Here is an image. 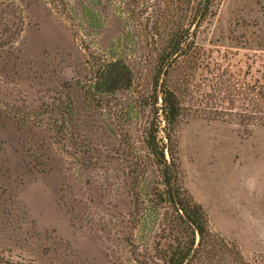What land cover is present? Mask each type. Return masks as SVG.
Returning <instances> with one entry per match:
<instances>
[{
	"label": "rangeland",
	"instance_id": "obj_1",
	"mask_svg": "<svg viewBox=\"0 0 264 264\" xmlns=\"http://www.w3.org/2000/svg\"><path fill=\"white\" fill-rule=\"evenodd\" d=\"M197 1L0 0V264H162L175 215L144 140L154 69L183 26L195 47L168 77L182 185L245 264H264V0H214L199 27ZM102 56L134 76L97 107L78 85ZM64 82L71 122L16 121L13 105Z\"/></svg>",
	"mask_w": 264,
	"mask_h": 264
},
{
	"label": "trees",
	"instance_id": "obj_2",
	"mask_svg": "<svg viewBox=\"0 0 264 264\" xmlns=\"http://www.w3.org/2000/svg\"><path fill=\"white\" fill-rule=\"evenodd\" d=\"M213 3L214 0H198L192 9L190 25L195 23L199 27L210 13ZM9 43V39L6 44L2 43L0 50L9 47ZM194 47V32L189 27L183 26L176 30L159 55L153 74L151 104L154 118L144 142L162 175L164 189L157 194V198L172 206L175 215L172 226L176 232L170 243L158 254V258L162 264H215L217 258L226 264H245L237 246L211 230L203 206L182 185L179 164L171 148L174 124L180 113V101L169 86L168 77L174 62L185 54L193 53ZM95 61L91 75L82 85H78V93L84 94L93 105L102 107L104 100L109 102V97L132 86L134 74L124 58L102 56ZM75 95L73 84L58 83L49 88L48 102L40 104L41 108L38 106L23 111L13 105L11 113L22 125L40 123L45 116L53 124L60 125L61 122L64 125L66 119L71 122L76 114L75 106L71 102L67 103L74 102ZM159 101L160 106H157ZM162 122L164 126H161ZM64 126L60 125L61 128ZM61 128L57 131L60 132ZM161 131H164L162 136ZM167 152L170 159L167 158Z\"/></svg>",
	"mask_w": 264,
	"mask_h": 264
}]
</instances>
